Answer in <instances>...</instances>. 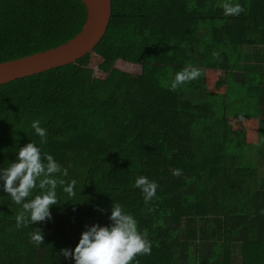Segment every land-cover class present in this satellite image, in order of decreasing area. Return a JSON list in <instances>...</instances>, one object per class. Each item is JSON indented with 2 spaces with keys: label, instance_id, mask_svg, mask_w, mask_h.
<instances>
[{
  "label": "trees",
  "instance_id": "obj_1",
  "mask_svg": "<svg viewBox=\"0 0 264 264\" xmlns=\"http://www.w3.org/2000/svg\"><path fill=\"white\" fill-rule=\"evenodd\" d=\"M225 3L242 11L228 15ZM86 18L83 0H0V63L67 42ZM93 56L92 67L85 61ZM186 66L200 77L171 90ZM212 71L223 80L210 84ZM232 94L264 103V0H112L107 32L90 54L0 85V168L30 142L60 167L48 177L58 205L40 223L18 226L27 214L0 184V264H75L63 250H74L87 226L110 225L112 206L151 242L132 264H223L220 250L235 240L232 212L262 194L229 115ZM140 176L158 185L147 203L134 187ZM46 191L38 180L25 202Z\"/></svg>",
  "mask_w": 264,
  "mask_h": 264
},
{
  "label": "clouds",
  "instance_id": "obj_2",
  "mask_svg": "<svg viewBox=\"0 0 264 264\" xmlns=\"http://www.w3.org/2000/svg\"><path fill=\"white\" fill-rule=\"evenodd\" d=\"M225 13L228 15L242 11L238 4L225 3ZM201 71L197 68L186 66L175 74L171 81V90L189 81L199 78ZM32 128L40 137H45V130L39 126V121L32 123ZM60 172L59 165L51 155H42L41 149L34 143H27L17 152L16 159L10 166L0 168V184L3 190L10 194L13 201L22 205L25 214L17 216V225L40 223L51 218V208L58 205L56 199L57 181L48 177ZM179 175V170L174 172ZM63 175H67L65 170ZM47 189L42 195H37L32 200L25 202L31 191L37 187ZM75 184V181L72 182ZM134 187L144 194L145 202L151 201L156 196L158 185L146 176L135 179ZM72 186L64 188V192L71 194ZM110 225L93 224L87 226L82 232L74 250L64 249L63 255L74 259L75 264H132L138 255L151 253V242L147 233L138 228L135 218L120 206H112ZM42 233V232H41ZM36 242L44 241V236L33 235Z\"/></svg>",
  "mask_w": 264,
  "mask_h": 264
},
{
  "label": "crops",
  "instance_id": "obj_3",
  "mask_svg": "<svg viewBox=\"0 0 264 264\" xmlns=\"http://www.w3.org/2000/svg\"><path fill=\"white\" fill-rule=\"evenodd\" d=\"M252 84L258 83V76L252 75ZM243 98L250 97L248 104L251 111L258 116L255 124V129L260 131L259 137L255 142L251 140V130L248 129L249 139L247 138L248 147H252L253 144L258 145L256 152L246 153V164L253 166L260 176V181L257 184V188L261 189L262 194L257 199L250 200L249 204L239 206V210L232 212L233 217L238 219L236 229H234L235 240L224 248V254L220 250V256H223V264H264V103L259 101V97L255 94L251 96L241 95ZM240 97V96H239ZM254 101H253V100ZM256 101V102H255ZM250 102V103H249ZM256 103L257 106L254 105ZM248 117L233 118L232 121ZM235 124V123H234ZM239 126V123H238ZM237 126V127H238ZM237 204V201L234 202ZM236 206V205H235ZM254 210L249 214H253L249 219L244 216V211ZM257 216H254V212ZM220 245H218V249Z\"/></svg>",
  "mask_w": 264,
  "mask_h": 264
},
{
  "label": "water",
  "instance_id": "obj_4",
  "mask_svg": "<svg viewBox=\"0 0 264 264\" xmlns=\"http://www.w3.org/2000/svg\"><path fill=\"white\" fill-rule=\"evenodd\" d=\"M87 18L82 30L67 42L45 51L0 63V85L77 62L90 54L107 32L112 0H83Z\"/></svg>",
  "mask_w": 264,
  "mask_h": 264
},
{
  "label": "rangeland",
  "instance_id": "obj_5",
  "mask_svg": "<svg viewBox=\"0 0 264 264\" xmlns=\"http://www.w3.org/2000/svg\"><path fill=\"white\" fill-rule=\"evenodd\" d=\"M97 60H98V58L93 56V57L89 58L88 60H86L85 62L93 67L96 64ZM118 67L120 69H122V70H125V71H128V72H132V73H140L141 72L140 66L135 65V64L130 63V62H119L118 63ZM102 77L103 76L100 75L99 73L96 74V82H97V84L102 85V83H103V78ZM219 79L223 80V74L216 73V72H213V71L210 73V78H209L210 84H215L216 81L219 80ZM239 96H240L239 94H237L235 96L232 94L231 109L229 111L230 112L229 115L232 117V119L233 118H240V117H248V118H242L244 120V123L240 119L234 121L236 126H238V123H239L238 127H241L240 131L238 132L239 135L237 137L238 138L237 141H238V143L247 141V138L249 139V136L246 135V132H248V129H250L251 130V140H250V142H255L256 138L259 137V134H260V131L255 129V127H254V124L257 121L258 116L255 115V113H253L251 111L250 105L248 104V100H249L250 97L243 98L242 96H240V97ZM254 105L257 106L256 103H254ZM252 122L254 123L253 125H251ZM246 148H247L246 152H253V153L256 152V154H257V151H256V149H258V145L257 144H253L252 147H246Z\"/></svg>",
  "mask_w": 264,
  "mask_h": 264
}]
</instances>
